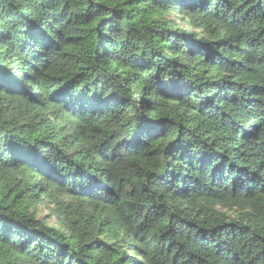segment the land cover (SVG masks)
<instances>
[{"label": "trees", "instance_id": "obj_1", "mask_svg": "<svg viewBox=\"0 0 264 264\" xmlns=\"http://www.w3.org/2000/svg\"><path fill=\"white\" fill-rule=\"evenodd\" d=\"M0 264H264V0H0Z\"/></svg>", "mask_w": 264, "mask_h": 264}]
</instances>
